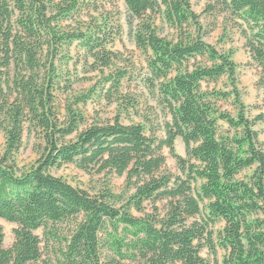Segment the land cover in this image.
<instances>
[{
  "label": "trees",
  "instance_id": "obj_1",
  "mask_svg": "<svg viewBox=\"0 0 264 264\" xmlns=\"http://www.w3.org/2000/svg\"><path fill=\"white\" fill-rule=\"evenodd\" d=\"M204 1L264 74V0ZM125 33L144 54L137 81L164 117L157 129L121 120L139 107L114 51ZM207 35L190 0H0V220L16 226L9 248L0 228V264H210L204 248L220 264H264L263 118L246 116L233 52ZM222 79L230 87L210 88ZM230 100L234 115L220 107ZM103 102L118 113L89 121L83 107ZM25 134L37 158L19 169ZM164 149L178 174L163 171ZM68 165L124 189L89 193L52 174Z\"/></svg>",
  "mask_w": 264,
  "mask_h": 264
},
{
  "label": "rangeland",
  "instance_id": "obj_2",
  "mask_svg": "<svg viewBox=\"0 0 264 264\" xmlns=\"http://www.w3.org/2000/svg\"><path fill=\"white\" fill-rule=\"evenodd\" d=\"M192 9L196 15L199 16V20L202 26L208 31V35L204 38L208 44L215 46L218 50L233 52V61L236 64V80L237 91L240 96V101L245 106L246 116L252 121L258 117H262L261 121H257L253 127L257 135V140L264 151V94L262 88V82L264 81V74L256 68L255 64L250 59L249 54L243 49V41L239 34L234 31L231 26L224 27V19L218 17L214 19L211 15L205 14L206 3L204 0H190ZM163 34L166 31L163 30ZM114 51L120 59V66L126 68L133 74L132 82L123 85L122 93L125 96H129L131 99L139 100V107L136 111H131L129 114H125L121 117L123 123L128 124L144 123L150 129H157L164 120L163 115L157 109L155 102L146 90L139 84L137 77L142 73L144 67V54L137 50L133 45L132 40L125 33L121 40L115 44ZM86 69H79L80 75H85ZM87 77L92 79L91 82H84L74 86L76 92H82L89 88L92 84L96 83L97 76L95 73L87 74ZM229 85L226 79H222L215 84H211L210 88H216L217 90H224ZM220 107L234 115L235 109L233 102L225 101L220 103ZM84 113L87 115L89 121L96 117V120H111L117 113V107L115 104L108 106L103 102L102 104L88 103L83 107ZM4 139L3 133L0 131V157L3 154ZM174 153L181 158L186 157V148L181 139H176L174 142ZM163 156L165 158V165L163 171L176 175L179 173L174 159L171 157L167 149L163 150ZM37 158L36 154V142L33 136L25 134L23 138V145L15 157L16 166L19 169L26 168L34 163ZM52 174L56 177H60L66 180L72 186L86 190L92 193L98 190L103 185L108 187L115 193H121L124 189V178L116 177L115 175H101V176H89L85 173L77 170L74 166H63L58 170H53ZM161 206V205H160ZM0 228L4 236L3 246L9 248L13 243V231L16 228L14 224L7 223L0 220ZM220 225L217 226V229ZM41 239V231L35 233ZM43 245V244H42ZM53 247L49 248V252L52 253ZM43 252H46L43 250ZM202 258L208 261L210 264H220L222 252L218 251L217 255L211 254L206 248L200 252ZM40 264V263H37Z\"/></svg>",
  "mask_w": 264,
  "mask_h": 264
}]
</instances>
